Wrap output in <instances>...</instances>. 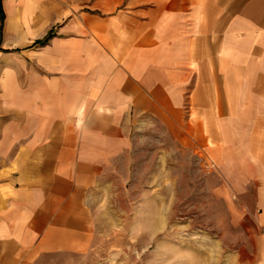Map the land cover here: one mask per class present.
Segmentation results:
<instances>
[{
    "label": "crops",
    "instance_id": "crops-1",
    "mask_svg": "<svg viewBox=\"0 0 264 264\" xmlns=\"http://www.w3.org/2000/svg\"><path fill=\"white\" fill-rule=\"evenodd\" d=\"M0 260L88 254L93 197L129 171L139 119L203 117V148L257 192L264 258V0H3ZM205 124V125H206ZM7 140V141H8Z\"/></svg>",
    "mask_w": 264,
    "mask_h": 264
},
{
    "label": "rangeland",
    "instance_id": "rangeland-1",
    "mask_svg": "<svg viewBox=\"0 0 264 264\" xmlns=\"http://www.w3.org/2000/svg\"><path fill=\"white\" fill-rule=\"evenodd\" d=\"M15 62L0 55V76L3 66ZM202 119H139L127 175L115 174L111 187L93 197L92 249L52 256L44 264H264L253 227L257 212L248 204L257 201V192L237 193L209 158ZM8 120L0 100V175L8 165Z\"/></svg>",
    "mask_w": 264,
    "mask_h": 264
},
{
    "label": "trees",
    "instance_id": "trees-1",
    "mask_svg": "<svg viewBox=\"0 0 264 264\" xmlns=\"http://www.w3.org/2000/svg\"><path fill=\"white\" fill-rule=\"evenodd\" d=\"M4 20H5V14L3 10V0H0V22H1L0 30L1 32L3 29Z\"/></svg>",
    "mask_w": 264,
    "mask_h": 264
}]
</instances>
